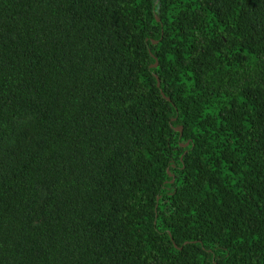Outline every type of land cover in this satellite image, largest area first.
I'll return each mask as SVG.
<instances>
[{"label": "trees", "instance_id": "trees-1", "mask_svg": "<svg viewBox=\"0 0 264 264\" xmlns=\"http://www.w3.org/2000/svg\"><path fill=\"white\" fill-rule=\"evenodd\" d=\"M0 264H264V0H0Z\"/></svg>", "mask_w": 264, "mask_h": 264}, {"label": "water", "instance_id": "water-1", "mask_svg": "<svg viewBox=\"0 0 264 264\" xmlns=\"http://www.w3.org/2000/svg\"><path fill=\"white\" fill-rule=\"evenodd\" d=\"M160 86H161L160 81H158V87H160ZM177 131L182 132V129L179 128V129H177ZM187 145H188V144H186V146H187Z\"/></svg>", "mask_w": 264, "mask_h": 264}]
</instances>
